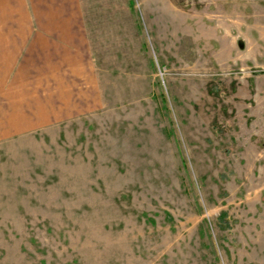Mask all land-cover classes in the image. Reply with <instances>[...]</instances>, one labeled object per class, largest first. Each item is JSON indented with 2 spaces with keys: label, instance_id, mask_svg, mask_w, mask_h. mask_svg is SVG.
Returning <instances> with one entry per match:
<instances>
[{
  "label": "rangeland",
  "instance_id": "1",
  "mask_svg": "<svg viewBox=\"0 0 264 264\" xmlns=\"http://www.w3.org/2000/svg\"><path fill=\"white\" fill-rule=\"evenodd\" d=\"M0 264H264V0H0Z\"/></svg>",
  "mask_w": 264,
  "mask_h": 264
}]
</instances>
